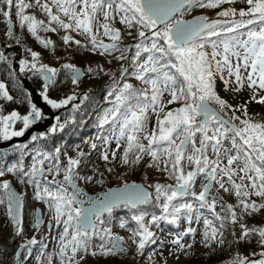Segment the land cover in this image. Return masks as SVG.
<instances>
[{
  "label": "snow or ice",
  "instance_id": "1",
  "mask_svg": "<svg viewBox=\"0 0 264 264\" xmlns=\"http://www.w3.org/2000/svg\"><path fill=\"white\" fill-rule=\"evenodd\" d=\"M225 2L233 0H49L48 3L35 0L34 4L25 3V0H0V17L8 18L15 9L20 26L24 27L27 22V31L44 48L53 42L41 39L37 31L55 29L32 15H24L27 8L42 9L49 18V24L54 22L66 31H78L85 35L92 50L101 49L100 55L118 52L120 55L114 59L130 61L131 71L122 64L119 69L120 80L112 77L108 96L115 95V100L112 101L113 107L100 118L98 127L103 129L105 125H111L109 135L102 139L105 144L114 140L117 149L123 145L120 156L123 165H137L147 156L150 158L149 168L166 172L168 178L174 181L172 185L157 183L151 186L155 193L154 204L160 208L161 214H151L148 223L164 221L176 225L182 218L186 220L189 226L171 241L181 252L193 247L192 244L181 243L184 237L195 235L197 230L190 226L193 220L199 222L203 216L205 231L202 236L204 246L209 248L212 243H216L217 247L225 243V220L235 225L242 219L237 217L232 205L226 206L229 213L227 217L215 213L216 198L211 201L207 198L214 183L224 192H234L239 199L238 206L245 213L250 215L264 209V203L257 204L249 199L251 196L264 198V122L254 121L249 116L247 102L233 107L216 91L217 79L223 81L225 91L239 92L246 85L248 89L258 90L252 93L251 99L264 104V96L257 99L258 92H264V0H246L247 10H240L241 19L232 21L231 26H226L227 22L208 21L207 17L192 21L179 18L192 6L216 8ZM50 5L69 22L54 14ZM101 14L103 23L98 19ZM219 15L228 17L235 15V12L227 10ZM117 17L119 23L129 29V36L133 35L132 30L135 29L134 44L124 48L119 46L121 33L109 24L110 20L115 21ZM245 17L248 18L243 19ZM98 29H103V35L109 37L112 43L98 41ZM240 29L247 31L239 32ZM230 33H238L239 37L246 38L228 36L227 39H220L222 34L227 36ZM7 35L12 38L11 27ZM213 37L218 39L214 40ZM62 40L65 45L70 42L80 45V41L70 35H64ZM133 48L135 51L131 56L126 55ZM31 57L33 61L38 60L36 52H31ZM4 59V54L0 52V60ZM20 64L26 66L23 60ZM31 67L38 72L51 73L52 76L56 74L55 69L46 65L37 68L36 63H33ZM63 67L72 69V83L76 84L81 73L72 65L65 64ZM128 78H134L145 87L135 88L133 84L124 82ZM44 79L51 81L48 75H44ZM46 93L47 84L41 95L52 108H61L75 99V96H68L57 102L49 99ZM165 94L170 97L166 103L162 100ZM0 98L7 101L13 99L4 83H0ZM175 103L180 106L165 111L167 105ZM213 104L219 111L211 106ZM228 111H231V116H228ZM237 112L240 115H236ZM150 114L155 116L156 122L148 130ZM41 119L42 114L35 106L27 115L21 116L13 111L0 116V139L23 136L24 130ZM16 121H22L23 128L9 131ZM32 139L36 140L37 137L33 136ZM91 147L95 149L97 145L93 143ZM60 152V148L55 149L54 155L37 152L27 171L22 161L7 167L8 173H18V179L35 187L36 199L47 203L56 226L62 225L58 239L59 264H81L89 255L108 257L125 252L123 238L113 235L107 226L111 223L114 210L121 207L135 210L131 219L138 225L132 229L137 252L142 251L149 242H155L153 233L145 224V217L149 213L141 207L153 203L152 193L133 183L110 189L96 198H85L86 194L76 183L79 178L76 169L81 164L79 157L84 154L80 152L77 158H72L65 153L67 160L63 164ZM111 156L116 159V150L112 151ZM102 159L108 161L109 154L104 152ZM46 161L48 166L45 169ZM185 167L190 170L185 172ZM61 174L62 180H57L56 177ZM4 175L5 171L0 169V177ZM48 176L52 178L48 179ZM233 177L240 183H236ZM82 179L90 182L93 178L89 176ZM201 179L206 183L197 193L194 188ZM225 183L230 184L231 188L225 187ZM0 189L5 190L9 201L8 212L19 236L20 197L11 191L7 180L0 182ZM187 197L196 203L188 202L185 199ZM221 207L223 209L224 206ZM201 209L211 212L214 220L220 221V224H214L213 219L204 215ZM105 213L108 214L107 218H104ZM43 223L37 215L32 226L38 230ZM126 223L122 220L119 227L124 228ZM239 227L241 234L237 242L255 234L259 236V244L264 247V227L249 228L242 223ZM93 238H97L99 243L94 244ZM37 243L33 237L21 245V249H27L25 261L32 253L28 246ZM46 247L41 244L36 257L37 264H41V257L47 260V264H52V255L44 251ZM20 254L17 253L18 256ZM260 256L264 257V252ZM246 261L247 264H264V258L249 261L240 256L234 257L228 264H246Z\"/></svg>",
  "mask_w": 264,
  "mask_h": 264
},
{
  "label": "rangeland",
  "instance_id": "2",
  "mask_svg": "<svg viewBox=\"0 0 264 264\" xmlns=\"http://www.w3.org/2000/svg\"><path fill=\"white\" fill-rule=\"evenodd\" d=\"M41 2L48 3L49 0H41ZM50 6L53 8L54 14L59 15L60 18L64 20L65 22H69L67 18L64 17L62 13H59L54 6L52 5ZM247 8H248V5H247L246 0H233V2H225V3L218 5L217 11L218 9H219V12L233 10L235 12V15L217 18V17H213L209 15L211 11L210 9V11L207 10L206 12L204 10L202 11V13H199V14H197V12L193 14H190V12L187 14L184 13V15L180 16L179 18L182 20H188L195 16L202 15L204 17H207L209 21L227 22L226 26H231L232 21H239L241 19V17L239 16L240 10L246 11ZM30 14L32 16H35L37 20L44 21L45 24H47L50 28L55 29L54 31H48V32H45L43 30H38L37 35L41 39L44 38L45 34H49V35L52 34L58 41L57 45L62 47L61 49L68 48L70 44H75V43L70 42L68 45H65L62 40V37L64 35H70L73 37L74 40L80 41V45H81L80 47L84 49V53L79 54L78 57L74 59L72 64L68 63L69 65H72L74 67L80 66L83 69V66H81V62H83V56L85 55L89 57V58L86 57L87 59H101V60L103 59V67H105L107 70H104V72L100 73V76L95 81H93L89 77L84 78L83 83H81L80 85V87L83 89L88 90L93 87H97L99 84L107 85L108 83H111V77H110L111 75L108 73V71H114L116 69H120L121 65L127 61V60L118 61L114 59L115 56L120 55V53L118 52H114L112 55H108L107 53L104 55H100L101 49L92 50L90 41L85 35L79 34L78 31H72V30L66 31L60 28L54 22L49 24L48 23L49 18L46 15V13L43 12L42 9L38 8L36 11H33V13L30 12L29 10L24 11V15H30ZM247 18L248 17H245L243 19H247ZM98 19L100 23L104 22L102 14L98 16ZM8 20H11L15 27V21L13 19H8ZM17 21L19 22L18 18H17ZM109 24L112 28H115L120 31L122 39L120 42H118V44L121 48L127 47L131 43L134 44L136 42L133 36L128 35L129 29H127L125 25H122L119 23L118 17L116 18L115 21L110 20ZM6 26H7V23H6ZM17 27L20 28L21 31H26L27 33H29L27 31V22L25 23L24 27H21L19 23L17 24L16 28ZM7 30H8V26H7ZM134 30L135 29L132 30L133 33H134ZM246 31L247 29L239 30V32H246ZM96 34H97L98 41H101L105 44L112 43L109 37H106L103 35V29H98V32ZM228 36H238V33H230V34H227V36L222 34L220 39H227ZM238 38L243 39L246 37L238 36ZM34 39L37 40L35 37ZM45 39L51 40L50 38H48V36H46ZM212 39L215 40L218 38L213 37ZM3 45L4 47H2V44H1L2 49H6L7 47L5 46V44ZM6 51L5 53H11L10 51L9 52L8 51L6 52ZM134 51H135L134 48L131 49V54ZM126 55H128V53H126ZM11 56H13L12 57V68L14 65H17L16 69L13 68V70L18 74L19 79L25 78V77H22V73H26L30 76V72H37L36 69H33L31 67L33 63H36L37 65V61L32 60L31 54L29 55L28 59H22L18 49H16L15 47ZM16 57H19V59L16 60ZM21 60L26 62V66H22L20 64ZM127 66L129 68L131 67L130 61L127 62ZM229 79H234V78H229ZM78 82L79 80L77 81V83ZM125 82L139 85L142 88L145 87V85H143L139 81H136L134 78H128ZM77 85H79V83ZM44 87L45 85L42 79V82H38L36 86L32 88H34L37 94H39L42 97V101L51 107V105H49L44 100L43 96L41 95V93L44 91ZM230 87H234V85H230ZM216 91L221 98L226 100L228 104L232 105L233 107L243 105L247 102L248 114L254 121L259 119V116H261V118L264 119V104H259L255 100L251 99L252 93L258 90L248 89L247 86L245 85V87L242 88L241 91L239 92L225 91L223 81H220L219 79H217ZM46 95L47 96L52 95V96H48L49 99L53 101H57V95H58L57 92L53 91L52 93H49L48 86H47ZM259 96H264V92H258L257 99L259 98ZM168 99H170V97L167 94H165L164 97L162 98L163 102L165 103ZM179 106L180 105L178 103L167 105V107L165 108V111L171 108H174V107L177 108ZM211 106L213 108H216L217 111H219V108L215 104ZM0 112H2V110ZM17 113L19 114V112ZM231 114H232L231 111H228V116H231ZM6 115H9V114H6ZM21 115L23 114L21 113ZM236 115H240V112H237ZM0 116H4V115L0 113ZM161 116H163V113H161ZM225 118H228V117H225ZM155 122H156L155 116L153 115V117L150 119L148 130L152 129V127L155 125ZM110 127L111 125H105L103 129L99 128L96 133L90 136L92 138L91 139L92 141L90 140L85 144L82 143V145L79 147V150L75 152L77 154L82 152V153H85L86 155L85 156L86 158L84 160H81L80 166H78V168L76 169V172L78 173V177H79L76 180L78 188H80L86 194L85 198H87L88 196L98 197V194L104 193L105 190L108 188L116 187V186H120V185H124L128 183L144 184V186L150 189L152 193V188L149 187L148 184H151V181L154 179V177L156 175H159L161 172H159L156 168L148 167V164L150 163V158L147 156H145L141 160V162L137 165H133L131 163L128 165H123L120 162V156L122 155L123 145L121 149H117L116 143L114 140L110 141L108 144H105L102 139V137L109 135ZM22 128H23L22 121H16L15 123L12 124L9 131H19ZM52 130L53 128H50L49 131H52ZM93 143L97 145L95 149L91 147ZM113 150H116L117 152L116 159H113L111 156V153ZM104 152H107L109 154L108 161H105L102 159V154ZM74 158H77V156ZM79 159H81V157H79ZM132 159H134V157H132ZM32 164H33V161L30 162V164L25 170L26 171L29 170ZM47 166H48V163H45L44 165L45 169L47 168ZM162 167L163 166L161 165V168ZM109 169H111V171H109ZM89 176L93 178L92 181L90 182L82 179V178L89 177ZM51 178H52L51 176H48V179H51ZM62 178H63L62 174L56 177L57 180H62ZM233 179L236 181V183H240V181L236 177H233ZM3 180H6L5 177L4 176L0 177V182H2ZM7 181L19 193L21 198L22 196H24V198H22L23 200L22 207H21L22 214H21V219L19 221V227L21 228V233H22L21 235L23 236L19 237L17 241L15 242V244L12 245V251H14L16 255H17V252L21 253V244L35 237L38 243L35 246L36 248L32 249V253L28 257L26 263L27 264H37L36 257L37 255H39V249L41 247V244H44V245H47V247L44 249L45 253H50L52 255V264H59V260L57 259V253L59 252L58 239H59V234L62 231V225L57 227L55 224V221L52 219L53 213L50 211L48 204L42 200L36 199L35 187L33 185H30L26 182L19 181L15 179L14 177H11ZM203 183H206V181L200 180L197 183L194 189L197 193H199L202 190ZM225 187L231 188V185L228 183H225ZM3 191L4 190L0 189V200L3 201L2 203H0V238L4 236L5 239H9L13 236L14 230L11 225V223H13L12 218L8 212L9 201H8V198L4 196ZM213 198H216L217 200V203L215 206L216 214L220 215L222 213V208H221L222 201H230L236 204L238 208V213H240L243 216L249 215L245 213L244 211H242L241 206H238L239 199L235 196L234 192H224L222 189H219V185L215 183L213 185L212 191L210 192L208 196V200L211 201ZM249 199L251 201H255L257 204L264 203V198L251 196ZM37 210L39 211L40 218L44 221V223L40 225L38 230L33 228L32 226L37 216L36 215ZM150 219L151 217L149 218V220ZM49 224H51V227H49ZM119 224L120 223L117 222V224L115 223L113 226H108L110 227L112 234L123 238V241H124L123 246L126 250L128 248L131 250L136 248L137 246L135 243H133V239H132L133 237L132 231H129L125 227L124 228L119 227ZM188 226L189 224L186 221L182 220V225L180 227V230L177 232H172L165 228V224L163 222H158V224H155L151 228V232L155 234V236L152 237V239L155 242L154 243L149 242L148 244H146L145 248H148V250H146L145 255L141 259V264H187L190 258H192L193 260H201L207 263L210 260V250L209 248H206L204 246L205 242L202 236L204 229H203V225L199 224L198 222L194 221L190 225L191 227L197 230L195 235L186 236L181 241V243L185 245L192 244L193 245L192 248H186L183 252H181L178 250L177 245H174L171 243V241L176 238L177 234L182 233L185 230V228ZM136 239L138 240L139 238L136 237ZM31 246H34V245H31ZM90 257H91L90 255L87 256L82 262H85ZM17 258L24 259V256L20 254L19 256H17ZM41 264H47V260L44 257H41Z\"/></svg>",
  "mask_w": 264,
  "mask_h": 264
},
{
  "label": "trees",
  "instance_id": "3",
  "mask_svg": "<svg viewBox=\"0 0 264 264\" xmlns=\"http://www.w3.org/2000/svg\"><path fill=\"white\" fill-rule=\"evenodd\" d=\"M34 2L35 0H25V3L28 4H34ZM37 9V7H31L25 10H29L33 13V11H36ZM204 10L206 12L207 10L210 11V14H208L213 17L221 18V16L219 15V9L217 11V7L207 8L192 6L190 8H187L184 13L187 14L190 12V14H193L197 12V14H199ZM8 19H13L15 21V27L12 31V38H9L7 35L8 30L6 23ZM18 23L19 22L17 21V17L15 15V9L12 10L8 18L0 17V52H2L5 56L4 60H0V83L5 84V89L8 91L9 95L13 97L12 101H7L3 98H0V111L2 110V112L0 113L2 115H6L10 114L11 111H16L19 112V115H21V113L23 115H27L31 111L29 109L30 95L26 90L22 88L18 74L12 68L13 56H11V54L13 53L15 47L16 49H18L22 59H28L31 52H36L38 54V68L40 67V65H46L47 67L56 70V74L55 76H53L52 81L50 82L48 87L49 93H52L53 91L57 92V101L66 99L68 96H75V99L69 101L67 105L61 108H53L55 110L63 109L58 116L57 123L53 127V129L55 128V130L49 131V133L44 135L37 134L35 135V137H37L36 140L32 139L25 144L17 145L11 150L0 152V169H3L5 171V179L9 180L11 177H14L15 179L21 181L17 178L18 173H8L7 167L13 164H19L22 161V166L24 169H26L30 162L33 161V156L37 152L49 153L54 155L55 149L60 148V160L63 164H66L67 157L74 158L77 156V153L75 152L79 150V147L82 145V143L85 144V141L88 142L92 139L90 136L96 133L99 129L98 124L100 118L108 109L113 107L112 101L115 100V95L109 97L108 93L111 90L112 77L115 76V78L117 77V80H120V76L119 69L108 71V73L111 75V83H108L107 85L99 84L97 87H93L88 90L81 88L80 85L81 83H83L84 78L89 77L93 81H95L100 76V73L104 72V70H107L105 67H103V59H87L86 57L88 56L85 55L83 56V62H81V66H83V69L85 71L84 76L79 80V85H77L78 83L73 84L71 69L64 68L63 66L68 63L72 64L74 59H76L79 54L84 53V49L80 47L81 45L70 44L68 48L61 49L62 47L57 45L58 41L52 34H45L43 39L46 40L45 37L48 36V38H50L53 43L48 48H44L43 45L39 43V41L35 40L34 37L31 36L30 33L21 31V29L18 27L16 28ZM134 35L135 30L132 36L134 37ZM1 44H5L7 48H11V53H5L7 48L2 49ZM127 62L129 61L127 60L125 63H123V65L127 66ZM89 68H91L92 71H88ZM101 69H103V71H101ZM129 70H131V67L129 68ZM22 77L27 78L32 87L36 86L38 82H42V78L37 75V72H30V76L26 73H22ZM133 86L135 88H142L136 84H133ZM152 117L153 115L150 114V119ZM256 121L264 122V119L259 116V119H257ZM59 125H63V127L61 128L59 127ZM65 153H67V157L64 155ZM83 154L84 155L80 160H84L86 158L85 153ZM37 158L40 159L42 157ZM45 163L48 162L46 161ZM189 170L190 169L188 167L184 168L185 172ZM159 172L161 173L154 177V179L156 178L155 181L153 179L151 181V184L147 183L149 187L157 183L164 185L174 184V181L168 178L166 172ZM152 194L153 203L142 207L149 213V215L145 217V224L150 231L151 228L155 225L148 223L151 214H161L160 208L156 207L154 204L155 193L153 188ZM22 198H24V196H22ZM185 199L188 202H192L194 204L196 203L190 197H187ZM222 205L224 207L220 216H229L226 206L232 205L233 210L237 214V217H242V219H240L239 223L235 225L230 223L228 220H225V229L223 236L225 243L220 247H217L216 243H212L211 247H209L210 260L207 263L201 260H193L192 258H190L187 264H228L229 261L237 256L246 257L249 261H258L264 258L260 256V253L264 252V247L259 244L258 235L254 234L249 239L237 242V238L241 234V228L239 227V224L242 223L249 228L264 227V209L254 212L253 214L243 216L238 213V208L235 203H232L230 201H222L221 206ZM133 211L135 210L130 211L126 207L115 209L111 217V223L107 226H113L115 223L117 224V222L120 223L122 220H125L127 221L125 228H127L129 231H132V229L138 227L136 222L131 219ZM200 211L203 212L204 215L208 216L209 219H213L214 224H216L217 226L220 224V221L214 220V216L211 212H208L205 209H201ZM107 215L108 214L104 215V218H107ZM182 220L184 219L182 218L180 221H178L177 225H171L164 221L160 222H163L165 224V228L167 230L177 232L180 230ZM194 221L195 220H193V222ZM198 223L203 225V229L205 231L203 216ZM11 225L14 230L13 236L9 239H5L4 236L0 238V264H27V260L25 261L23 258L18 259L14 251H12V245L15 244L17 239L19 237H22L23 235L17 236L16 226L13 223H11ZM233 233H235V235H233ZM153 236H155V234H153ZM26 243L27 242L22 243L21 245H25ZM93 243L98 244L99 240L97 238H93ZM35 246L36 245H29L28 247L34 249L36 248ZM146 250H148V248H144L142 251L137 252V247L132 250L128 248L125 252L117 254L116 256H91L85 262H81V264H141V259L145 255ZM21 254L22 256L26 255L27 249H21Z\"/></svg>",
  "mask_w": 264,
  "mask_h": 264
},
{
  "label": "water",
  "instance_id": "4",
  "mask_svg": "<svg viewBox=\"0 0 264 264\" xmlns=\"http://www.w3.org/2000/svg\"><path fill=\"white\" fill-rule=\"evenodd\" d=\"M198 17H204V16H202V15L195 16V17H193L191 19H188V20H185V21H192V20H194L195 18H198ZM7 26H8V28L11 27V29L13 31L14 24H13V22L11 20H8L7 21ZM132 44L133 43H131L130 45H132ZM2 47H4L3 44H2ZM7 51L8 52L11 51V48H8ZM17 59H19V57H16V60ZM16 67H17V65H14L13 66L14 69H16ZM74 68L81 73V75H80V77L78 79V80H80L83 77V75H84V71H83L82 67H80V66H75ZM37 73H38L39 76L42 77V79L44 81V85L47 84V86H48L51 81L50 82L49 81H46L44 79V75H48L51 78V80H52V74L51 73H42V72H38V71H37ZM71 77L73 79V71L72 70H71ZM20 83H21L22 88L30 93V97H29V109L31 110V108L33 106H35L36 108H38L40 110L41 114H42V119L39 120V121H36L33 124H31L28 129L24 130V135L23 136H20V137H12L9 140L0 139V152L11 150V149L15 148L19 144H25V143L31 141L32 140V137L35 136V135H37V134L38 135H42V134L44 135V134L49 133V130H50L51 126L54 124L55 118H57L60 115V113L62 112V110H63V109L54 110L52 107H50L46 103H44L42 101V97L37 94V92L35 91V89L32 88V86L30 85L29 81L26 78H20ZM128 184L131 185L130 183H128ZM135 184H138V185L143 186L147 191H149L151 193L150 189L146 188L144 186V184H141V183H135ZM122 186L123 185L108 188V189L105 190V192H107L110 189H115V188L122 187ZM11 191H13L17 196L20 197L19 193L12 186H11ZM3 193H4V196H6L5 190L3 191ZM100 194H102V193H100ZM100 194H98V196ZM209 194H208V196H209ZM90 197L96 198L94 196H90ZM22 201L23 200L20 197V201H19L20 207H19V213H18V220L19 221L21 219V214H22V209H21V207H22ZM141 207H143V206H141ZM15 214H16L15 213V208H14V205H13V215H15ZM106 214L107 213H105L104 215H106ZM36 215H39V211L38 210L36 211ZM16 256H18V255H16Z\"/></svg>",
  "mask_w": 264,
  "mask_h": 264
},
{
  "label": "flooded vegetation",
  "instance_id": "5",
  "mask_svg": "<svg viewBox=\"0 0 264 264\" xmlns=\"http://www.w3.org/2000/svg\"><path fill=\"white\" fill-rule=\"evenodd\" d=\"M128 56H131V51L130 52H128ZM28 92V91H27ZM29 93V92H28ZM29 95H30V93H29ZM39 95V94H38ZM57 119L58 118H55V123L57 122ZM55 126V124L51 127V128H53Z\"/></svg>",
  "mask_w": 264,
  "mask_h": 264
},
{
  "label": "bare ground",
  "instance_id": "6",
  "mask_svg": "<svg viewBox=\"0 0 264 264\" xmlns=\"http://www.w3.org/2000/svg\"><path fill=\"white\" fill-rule=\"evenodd\" d=\"M224 96H226V95H224Z\"/></svg>",
  "mask_w": 264,
  "mask_h": 264
}]
</instances>
